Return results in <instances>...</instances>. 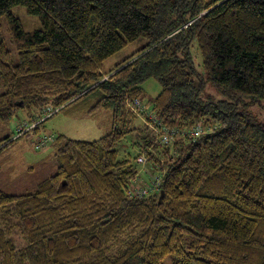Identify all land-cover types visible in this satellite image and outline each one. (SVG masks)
Returning <instances> with one entry per match:
<instances>
[{
  "label": "trees",
  "instance_id": "16d2710c",
  "mask_svg": "<svg viewBox=\"0 0 264 264\" xmlns=\"http://www.w3.org/2000/svg\"><path fill=\"white\" fill-rule=\"evenodd\" d=\"M16 5L42 27L25 30ZM149 78L161 91L145 102ZM206 80L225 98H201ZM0 84V119L59 108L37 135L60 111L112 113L96 140L54 135L55 171L34 189L0 188V264H264V124L247 109L264 99V0H0ZM136 122L176 131L169 144L133 141L143 174L119 156Z\"/></svg>",
  "mask_w": 264,
  "mask_h": 264
},
{
  "label": "rangeland",
  "instance_id": "374dc122",
  "mask_svg": "<svg viewBox=\"0 0 264 264\" xmlns=\"http://www.w3.org/2000/svg\"><path fill=\"white\" fill-rule=\"evenodd\" d=\"M12 12L19 18L25 30L33 31L42 27L40 16L28 13L24 6L16 5L12 7ZM1 23L3 39L11 51L13 62L17 63L18 52L14 43V34L17 29L13 27L15 22L4 15L1 17ZM146 42L147 39L141 36L128 43L103 63V70L108 72L113 69L117 63L139 50ZM193 51L195 60L199 65L198 68L205 75L200 57L196 55L194 48ZM141 86L145 102L153 100L161 91V84L155 78L147 79ZM4 90L5 88L0 84V93ZM201 98L204 100L209 98L219 100L225 98V96L209 80H206ZM244 99L249 101L248 98ZM247 109L255 120L264 124V99L247 105ZM30 113L26 110H18L17 114L11 119H0V140H6L0 147L8 144L0 150V188L12 194L34 189L40 181L52 175L55 171L52 164L54 145L50 142L51 144L49 143L44 147H36L39 135L34 133V130H29V127L40 118V113L35 109ZM111 125V111L100 109L91 115L80 116L60 111L40 124V128L41 134H52L53 137L57 134H64L69 138L92 141L105 135L110 130ZM148 125L149 127L142 126L141 123L136 122L138 129L126 135L119 146V156L131 158L138 165L141 174L150 166V162H137L140 148L133 141L139 140L142 142L146 138L153 139L157 136L156 129L152 125ZM23 128L25 131L21 132ZM142 136L145 139H142ZM17 245L21 246L22 244L18 241Z\"/></svg>",
  "mask_w": 264,
  "mask_h": 264
},
{
  "label": "built area",
  "instance_id": "2783aa9c",
  "mask_svg": "<svg viewBox=\"0 0 264 264\" xmlns=\"http://www.w3.org/2000/svg\"><path fill=\"white\" fill-rule=\"evenodd\" d=\"M130 107L133 110L140 112L141 110L144 109V104L141 103L139 99H136L134 104H133V102L130 104ZM58 109L59 108L53 109L51 107L45 108L42 112V114H43L42 117H40L38 120L34 121L33 124L29 127V129L31 127L37 125L39 122H41L42 120H44L48 116H50L52 113L56 112ZM24 131H25V129L23 128L21 130V132H24ZM175 132L176 131L173 130L172 132L169 133L168 129H165L164 131H161V129H159V130L157 129V135L160 136L162 142L167 143V144L171 143L172 140L176 137V136H174ZM201 132H202V129H201L200 125H198V126H196V128L194 130L189 132V135L192 136L193 139H195L198 135L201 134ZM184 135H187V132ZM181 136H182V134L179 135L178 138H180ZM53 140H54V137L52 134H49V135L40 134L38 139H37V142H36V147L37 148L44 147L47 144H49L50 142H52ZM144 159H145L144 157L139 158L140 161H143Z\"/></svg>",
  "mask_w": 264,
  "mask_h": 264
},
{
  "label": "water",
  "instance_id": "95a60500",
  "mask_svg": "<svg viewBox=\"0 0 264 264\" xmlns=\"http://www.w3.org/2000/svg\"><path fill=\"white\" fill-rule=\"evenodd\" d=\"M163 196H164V191L162 190V191H161L160 198H162Z\"/></svg>",
  "mask_w": 264,
  "mask_h": 264
}]
</instances>
